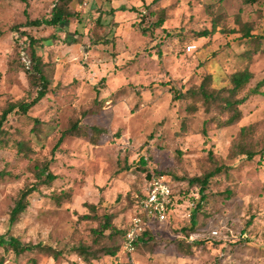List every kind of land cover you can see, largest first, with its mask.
<instances>
[{
    "label": "rangeland",
    "instance_id": "374dc122",
    "mask_svg": "<svg viewBox=\"0 0 264 264\" xmlns=\"http://www.w3.org/2000/svg\"><path fill=\"white\" fill-rule=\"evenodd\" d=\"M56 2L0 0V116L9 105L37 97L19 58L15 27L26 23L25 10L31 20L49 18ZM83 2L71 5L81 13L79 23L21 29L37 39L54 35L38 54L54 63L56 71L52 92L27 115L12 113L4 125L0 239L15 237L22 245L42 248L16 255L0 244V263L87 264L77 249L91 246L95 258L89 264H264V159L261 162L259 154L253 161L241 158L232 146L240 127L264 123V95L242 106L244 118L238 127L209 131L206 143L203 131L208 118L202 100L174 99L196 90L211 76L214 85L222 87V77L250 70L254 79L241 95L264 79V38L243 40L238 33L200 37L214 24L238 30V18L254 35L263 36L264 0L255 5L247 0ZM161 19L164 24L156 29ZM105 37L108 43L99 42ZM189 45L195 51L188 52ZM190 104L201 112L188 116ZM76 121L84 127L83 135H66L52 154ZM186 121L189 132L183 135ZM36 126L43 134L34 133ZM256 141L261 153L264 126ZM19 142L28 144L30 158L19 152ZM141 157L146 165L139 164ZM46 163L57 180L38 184L27 210L10 225L20 192L36 184L35 166ZM215 165L227 168L226 173L212 179L202 202L199 187L188 185V180ZM148 173H162L172 181L176 203L166 221L153 223L148 228L151 239L139 243L131 254L122 248L123 235L94 243L92 231L106 215L118 230L128 229ZM90 204L99 205L98 221L83 218L90 214L86 207ZM193 218L195 232L187 238L183 229L191 228ZM199 240L202 244L196 247L178 244ZM116 248V257L105 255ZM56 251L61 253L57 260L52 258Z\"/></svg>",
    "mask_w": 264,
    "mask_h": 264
},
{
    "label": "trees",
    "instance_id": "16d2710c",
    "mask_svg": "<svg viewBox=\"0 0 264 264\" xmlns=\"http://www.w3.org/2000/svg\"><path fill=\"white\" fill-rule=\"evenodd\" d=\"M161 1L166 0H153V3H158ZM260 0H247V4L255 5ZM76 4L78 6H82L84 4L83 0H57V2L53 5V8L51 10L49 18H43V19H36L31 20L28 15V11L25 10L24 14L27 18V21L24 25L15 27V31L18 32L17 35V42L18 46L20 47L19 52V58L21 60V64L24 67L25 73H27L28 78L31 82V85L35 87L37 90V97L32 100L31 102H21L14 105H9L1 114L0 116V143L3 142V136L6 134L5 124L8 123L9 119L8 117L12 113H16L19 115H27L28 112L34 108L39 102H41L49 93L52 92L51 88H54V72L56 71V65L54 63H50L48 61H45V58L43 55L38 54L39 49H44V46H46L47 42H51L50 38L46 39H37L33 35H31V31H21V29H37V30H44L46 29H56L58 27H65L67 23H70L72 21H75L77 23L80 22L81 19V13L80 11H73L71 9V5ZM113 14V12H112ZM101 16L97 20V24H100L101 22ZM164 24V19L159 20L155 24L156 29H160ZM237 25L240 26L238 30H225L223 28H218L217 24H214L212 29L210 31H205L200 37L201 38H207L212 37L217 34H234L238 33L240 37L239 39H252V38H260L263 39L264 35H254L252 32L253 30L251 27L241 22L240 18L237 19ZM117 26V24H116ZM99 42L102 43H108V38L105 37L103 40H100ZM48 46V45H47ZM22 53L27 57V59L30 61V65L27 66L25 62H23ZM254 79V74L248 70L245 69L242 72H236L228 77H222L220 79L221 84H224L222 87H216L214 85V79L213 77H209L206 80L203 81V83L196 89V90H189L186 91L183 94H179L174 99L176 101L178 100H188L190 98H200L203 102V111L207 115V120L204 123V137L206 138V142L208 141V135L209 131H221L226 130L230 128H236L240 125L244 118V114L242 111V106L245 105L250 98L258 96V95H264L262 92V89L264 88V79L260 81L255 88L248 90L244 95H241V93L246 89V87L249 85V83ZM59 83H57L56 86H58ZM55 91V90H53ZM201 112L199 107L196 104H190L186 107V113L188 116H192L197 114L198 112ZM222 116H225V119L222 121ZM35 122H38L37 120ZM187 121L182 126V132L180 134L187 135L188 134V128H187ZM264 123H253L251 125L242 126L239 128L236 136L232 140V146L234 153L241 157L245 158L246 160L253 161L259 154V160L261 161L264 159V150L261 153H258L256 151L257 148V135L259 134V131L263 128ZM82 124L80 121H76L73 123L67 132V134H63L59 141L57 142L56 146L52 150V154H55V152L59 149L61 146L64 138L66 135H73V136H81L83 135L82 132ZM97 129V128H96ZM95 132L101 133L99 129ZM34 133L36 135L43 134V130L38 129L36 126ZM17 147L19 149V152L24 153L25 156H29V154L32 152L30 147L27 143H17ZM30 158V157H27ZM262 162V161H261ZM139 164L146 165V161L143 157L140 158ZM226 169L224 166L215 165L214 169L211 171L206 172L202 176L199 177H193L188 180V185L193 187H199V193L201 195V201L205 202L207 200L206 192L208 188L210 187V184L212 182V179L216 176H219L221 174L226 173ZM35 172V180L36 184L31 186H26L19 194L15 206L12 209L11 215H10V225H13L20 215H22L27 208L30 205V197L36 193L39 190V185H50L51 183L55 182L57 180V177L53 175L50 172V163H46L42 166H35L34 169ZM6 176V173L3 171H0V177ZM153 176H164L166 177L171 189H172V204L169 207L168 213H170L174 209L175 202V193H174V187L172 184V181L167 178L166 175H162V173L158 174H149L146 175L147 183L151 180ZM144 192L140 195L138 198L136 207L138 208L139 201L143 197ZM227 197L231 198L232 194L228 193L227 191ZM201 204L199 203L197 205V208H200ZM87 209L89 210L90 214L84 216L86 220H94L95 218L97 221L99 217L97 216V211L99 209V205H87ZM91 214L94 215V217H91ZM105 221L100 224V227L97 229H93V234L95 236L94 243H98L99 240L104 238H113L114 236L123 235V243L122 248L126 236V232H122L118 230L113 224H112V218L111 216H105ZM253 220H251L247 223V226L249 227L252 225ZM195 219H192V226L190 229H183L187 233V238H191L193 236V233L195 232ZM148 229L144 231L142 236L140 237L137 245L139 243H145V239L148 238V240L151 239V237L148 234ZM106 232H109V235H105ZM192 234V235H191ZM188 244L190 247H196L200 246L202 243L201 240L199 241H193L191 243H188V241H178V244L181 243ZM1 246L11 249L13 252H15L16 255H20L26 251H32L33 249H40L42 248L40 244L38 245H22L15 237H12L9 241H5V239H0ZM119 249L114 250H108L105 252V255L109 257H116ZM77 253L79 254L80 258H82L87 264L90 263L91 258H95V254L92 253V247H79L77 249ZM61 253L55 252L52 255V258L57 260L59 258ZM1 262L0 264H2Z\"/></svg>",
    "mask_w": 264,
    "mask_h": 264
},
{
    "label": "built area",
    "instance_id": "2783aa9c",
    "mask_svg": "<svg viewBox=\"0 0 264 264\" xmlns=\"http://www.w3.org/2000/svg\"><path fill=\"white\" fill-rule=\"evenodd\" d=\"M193 45L187 46L188 52L195 51ZM23 62L27 66L30 61L22 53ZM172 204V189L164 176H153L146 184L143 197L139 201L138 210L131 220L127 229L123 250L131 254L135 251L137 243L144 233L153 223H164L167 219L168 210ZM218 233L213 232V236Z\"/></svg>",
    "mask_w": 264,
    "mask_h": 264
}]
</instances>
